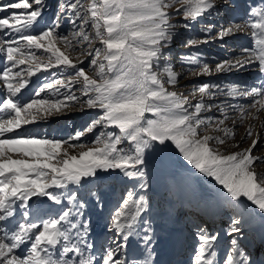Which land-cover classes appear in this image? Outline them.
I'll use <instances>...</instances> for the list:
<instances>
[{
    "label": "snow or ice",
    "instance_id": "snow-or-ice-1",
    "mask_svg": "<svg viewBox=\"0 0 264 264\" xmlns=\"http://www.w3.org/2000/svg\"><path fill=\"white\" fill-rule=\"evenodd\" d=\"M44 7V0H12L0 5V12L9 13L0 17V34H17L0 39V61L5 62L0 69V84L7 91L6 97L0 94V222H8L18 210L22 217L10 230L0 227V264H127L119 258L123 245L105 250L99 260L90 254L93 245L87 240L89 226L79 219L85 205L75 192L66 195L56 190L100 179L98 173L111 170L142 180L140 187L146 188L145 151L157 143L170 142L186 161L213 177L226 189L231 206L238 208L247 201L264 216V173L256 170L258 165H264V156L254 154L261 143L260 133L255 125L248 124L240 141L235 142L240 126L249 120H260L264 114V82L252 87L229 86L225 95L246 100V104L208 103L205 98L214 96L212 89L219 90V86L206 83L193 91L192 96L198 95L199 100L192 103L188 96L169 90L166 85L175 87L181 74L170 63L161 64L164 49L173 40L175 25L171 15L182 14L185 21L198 22L217 8L216 0H69L59 6L60 12L67 14L77 30L62 35L58 31V15L39 34H29V29L39 24ZM250 17L221 27L214 36V26H207L202 30L209 34L207 38L189 39L185 46L198 47L210 40L223 41L243 33L252 43L232 59L219 62L214 68L203 64L198 73L192 74L255 66L264 80V8L252 9ZM81 43L89 47L98 43L100 47L81 49ZM41 50L45 55H37ZM88 57H92L91 75L82 66ZM183 59L198 64L195 54ZM23 65L27 67L21 68ZM53 68H66L74 75L44 84L29 102H21L29 78ZM76 84L86 99L81 100L71 91ZM60 88L69 89L62 99ZM45 90L51 94L48 98L41 96ZM77 106L81 111L98 109L102 114L69 140L21 136L17 131ZM213 107L222 118L205 115ZM227 108L237 111L238 116L229 117ZM147 113L154 118H148ZM97 128L118 129L119 134L101 133L92 145L74 143ZM10 133L15 135L7 136ZM125 141L131 143V151L119 147ZM229 141L234 143L229 145ZM249 141L247 148L240 147ZM221 147L238 150L221 151ZM69 149L81 150L73 155ZM33 198H46L50 203L46 205L41 200L37 205ZM65 200L70 207L49 214ZM146 209L145 197L136 198L129 191L112 215L111 228L123 234L125 243ZM30 214L36 218L29 221ZM240 225L239 215L233 217L228 234L240 233ZM144 230L150 231L147 227ZM151 240V236L145 235L146 245ZM217 240L218 234L199 229L195 264H217ZM238 245L237 239L231 240V250L222 264H250ZM143 264H152L151 258Z\"/></svg>",
    "mask_w": 264,
    "mask_h": 264
},
{
    "label": "rangeland",
    "instance_id": "rangeland-1",
    "mask_svg": "<svg viewBox=\"0 0 264 264\" xmlns=\"http://www.w3.org/2000/svg\"><path fill=\"white\" fill-rule=\"evenodd\" d=\"M257 1L260 5L264 4V0ZM10 2H12V0H0V5ZM68 2L69 0H44L45 7L42 18L39 20L38 25L29 29V34H39V32L43 31L46 27L51 26L58 15L61 17L58 31L62 35H70L73 31L77 30L76 26L70 22L67 14L60 12L59 6ZM71 2H74V0H71ZM216 3L217 8L213 10L211 14L200 18L198 22L185 21L182 14L176 15L173 13L171 15V23L175 25V28L172 30L173 40L164 49V60L161 61V64L170 63L174 70L180 73L181 76L175 87L171 85L166 86L170 91H176L184 96H188L191 102L195 103L199 100V96L196 95L194 97L192 96V93L199 85L205 83L217 85L219 86V90L215 87L212 89L215 95L205 98L208 103L224 105V102L227 101L231 104H246V100L233 99L226 96L225 93L231 85L248 87L255 86V81L253 82L255 79L254 73L257 71L255 66H249L246 69L240 70L234 69L231 72L213 71L211 74L205 75L192 74L193 72L198 73L203 64H207L214 68L217 63L224 60H230L237 56L242 48L252 46L250 37L243 33H237L226 37L223 41L219 39L210 40L208 43L200 44L198 47L185 46L189 39L202 40L207 38L209 34L202 31L207 26H214L211 33V35L214 36L221 27H228L233 22H242L245 19H251L249 16L248 5H246L244 0H227V2H225V0H216ZM176 7L178 8L179 5H176ZM246 13L248 15H246ZM8 14V12H0V17ZM185 23H189L191 26L189 28H184L183 25ZM16 35L17 34L14 32L9 33L5 31L0 34V39H6L9 36ZM97 47H100L98 43L91 45V47L86 43L78 45V48H88V50ZM193 54L197 56L198 64H190L183 59L184 57ZM37 55H45V53L41 50ZM91 58L92 57L84 58V64L82 65L90 75L93 74V69L89 63ZM4 63L5 62L1 61L0 69L3 68ZM26 67L27 65L21 66V68ZM72 75H74V73L66 68H53L48 71L41 70L40 72H37L29 78L28 86L22 90L21 102H29L44 84L49 83L54 79H66ZM1 87L3 88L2 84ZM25 90L26 92H24ZM68 91L69 89L60 88V98L62 99ZM71 91L75 93V95L81 97V100L86 99V97H83L80 92L79 84L74 85L71 88ZM6 95L7 91L3 88V96L6 97ZM50 95L51 94L47 90L41 93V96L45 98H48ZM100 114L102 113H100V110L98 109H85L81 111L77 106L66 110L63 113L49 116L47 119H39L37 122L22 126V128L17 131L21 136L69 140L74 137L77 132L85 131L86 127ZM227 114L232 119H235L238 116V112L231 108H227ZM205 115L213 118H222L221 113L217 111L216 107H213L212 110L205 113ZM146 116H148V118H154L150 113H147ZM261 122H264V114L260 115V120L246 121L244 126L238 128L235 139V142L240 141V137L244 135L248 124L255 125V130L260 133L261 141V143L257 144V147L254 150V154L257 156H264V127L261 126ZM227 124L231 127V120L227 121ZM108 131H116V133L119 134L118 129L97 128L92 132H87L85 136L81 137L80 141H74V143L92 145L97 136ZM201 131L203 132L204 129L202 128ZM209 134L215 133L209 132ZM14 135L15 133L7 134V136ZM232 143L234 142L229 141V145ZM250 143L251 141L248 143H241L240 147L247 148ZM119 147L123 148L126 152L131 151L132 149V145L128 141H125ZM80 150L81 149H69L73 155L77 154ZM226 150L236 151L238 149L231 147L226 149L225 147H221V151ZM165 153L169 154V160L162 158ZM167 162L170 164L169 167L171 168V174H173L174 171L176 174L169 176L167 180L168 183L163 181V184L160 187L162 180V174L160 173H162V169H166ZM143 168L147 177L146 188L140 187V184L143 182L142 180L125 177L119 170H111L98 173L100 179L82 182L80 186L69 185L67 190H56L64 192L66 195L75 192L78 200L85 205L83 209L84 215L79 219L88 224L89 230L87 240L93 245V247L95 245V240L93 242L92 237L97 230L99 231L102 226H106L109 230V233H105L107 235L102 237L100 243L101 253L97 254V252H94L95 250L93 251L98 259L105 250L109 248H117V242L119 240L118 236L116 235V237L114 235V230L111 228V217L114 212L118 210L122 201L127 198V193L132 191L136 198L144 196L147 200V209L141 214L140 221L137 223V229L141 234V239L143 241L145 235L152 237L150 244L151 249L154 252H158L159 250L157 242L161 237L164 238L166 236L165 229L170 226L173 227L174 223L179 221L186 229H188L187 232L190 235L191 243L187 246L188 251L182 256L184 259L188 258L191 260L190 264H195V255L199 244L198 231L200 228H203L208 233L218 234V240L214 246V250L217 253V264H222L223 258L231 250L232 239H237L239 241L238 246L246 255L250 264H264V243H262V245L260 244V231L256 228L258 224H260L258 220V211L253 219L254 225H252L251 222L244 219L241 205L238 208L231 206L228 202L230 197L226 198V189H219V193H224V196L221 194L222 197L218 195L220 201L217 203L216 213L214 214L215 211L213 210L205 212L206 205L204 204V201L202 199L198 201L192 200L193 192L188 189V186H186L188 188H186L185 191L180 183L183 181V178L188 177L202 186L203 190L211 189L213 184L211 182L208 183L206 179L207 177H203V173L186 161L179 150L170 142H166L165 145H159L157 143L152 148L147 149L145 151V165ZM256 170L257 172L264 173V165H258ZM182 190L186 193L185 196L188 197L185 201L182 199ZM41 200H44L46 205L47 203H50L46 201V198H40L38 202H36L37 205L40 204ZM244 204L248 207L251 206L250 202L247 201H245ZM64 206L70 207V205H67V200L60 205V208ZM58 212L59 211H57V213ZM202 215L203 218H205L204 216H210L209 218L212 219L211 226H205L206 221L204 222V220L209 218L203 219ZM238 215L241 219V232L230 236L228 233L231 229V219ZM261 219L264 220V217L262 216ZM145 227L149 228L150 231L145 233ZM260 229L262 228L260 227ZM122 251L123 248L119 253L120 259H123Z\"/></svg>",
    "mask_w": 264,
    "mask_h": 264
},
{
    "label": "bare ground",
    "instance_id": "bare-ground-1",
    "mask_svg": "<svg viewBox=\"0 0 264 264\" xmlns=\"http://www.w3.org/2000/svg\"><path fill=\"white\" fill-rule=\"evenodd\" d=\"M244 1H245L246 5H248L249 16H250L252 9H254V8L258 9L259 7L264 8V4L260 5V3L257 0H244ZM2 55L3 54L0 53V57H2ZM0 65H1V61H0ZM254 76H255L254 77L255 79L253 80V82L255 81L254 82L255 86H259L262 82H264V80L261 79V76L258 73V71H256L254 73ZM24 92H26V90ZM0 94L3 95V88L1 87V84H0ZM162 158H164L165 160H169L170 156L168 153H165V155H163ZM169 165L170 164L167 162L166 169L161 170L162 173H160V174H162V180H161L160 187L162 186L163 181L167 182L169 176L176 174L175 171L173 172V174H171V168L169 167ZM202 176L207 177L206 178L207 182L208 183L211 182L213 184L211 189H209V190L205 189L206 191L203 190L202 186H200L195 180L193 181L192 179H190L188 177L183 178V181H181L180 184L182 185V188L185 189V191H186V188L189 187L188 189L191 192H193L192 200L198 201V200L202 199L204 201V204L206 205V208H205L206 211L205 212H209V211L213 210V211H215L214 212V214H215L216 208L218 205L217 203L220 201L218 199V195L224 196V193H219V189L224 190V188L217 181H215L212 177L206 176V175H204V173L202 174ZM186 186H188V187H186ZM185 194L186 193L183 191L182 199L184 201L188 198L185 196ZM39 199L40 198H33V201L35 202V204H37L36 202H38ZM30 204H32V202H30ZM243 204H241V209L244 213V219L248 222H251L252 225H254L253 219L257 215V211H258V220H259L260 224H258V226L256 228L259 229V231H260L259 232V236L261 238L260 244L262 245V243H264V220L261 219L262 215H261L259 209L255 208V206L251 205L248 207V206H245L246 204H244V205ZM221 206H222V202H221ZM59 209H60V206H55L52 208V210L49 214H56L57 211H59ZM46 210H47V208H45V211ZM204 217L209 218L210 216L209 217L204 216ZM35 218L36 217L34 214H30V216L27 219L30 221V220H33ZM202 218H203V215H202ZM205 218H203V219H205ZM19 220H21L20 210H18L16 216L14 218L10 219L8 222H0V226L5 227L6 229H9L7 227L14 228L16 223L20 222ZM204 222H205L206 227L211 226L212 219L209 218L207 220H204ZM259 226L262 229H260ZM165 230H166V236L164 238L161 237L160 240L157 242L159 245L158 246L159 247L158 252H154L151 249V244L146 245L145 242L141 239V234L138 232L137 225L134 227L133 234L131 236H129L126 243L123 240V234L114 232V235L118 236V240H119L117 242L118 245L119 244L123 245V251H122L123 260H126L127 264H143L144 260L148 259L150 257L152 260V264H190L191 260H189L188 258L184 259L182 257L188 251L187 246L190 245V243H191L190 242V235L187 232L188 229H186L185 226H183L179 221H176L174 223L173 227L172 226L167 227ZM105 233L108 234L109 230L107 229L106 226H102V228L99 231L97 230V232L95 233L96 235L95 234L93 235L92 238H93V242L95 240V245L89 251L90 254L93 253V255H95L94 252H97V254L101 253L100 252V249H101L100 243H101L102 237L107 235Z\"/></svg>",
    "mask_w": 264,
    "mask_h": 264
}]
</instances>
